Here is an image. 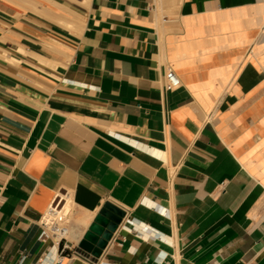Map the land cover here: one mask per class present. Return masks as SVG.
Instances as JSON below:
<instances>
[{
	"label": "crops",
	"instance_id": "1",
	"mask_svg": "<svg viewBox=\"0 0 264 264\" xmlns=\"http://www.w3.org/2000/svg\"><path fill=\"white\" fill-rule=\"evenodd\" d=\"M52 1L79 34L0 0V264H264V0ZM106 204L125 216L94 258Z\"/></svg>",
	"mask_w": 264,
	"mask_h": 264
},
{
	"label": "built area",
	"instance_id": "2",
	"mask_svg": "<svg viewBox=\"0 0 264 264\" xmlns=\"http://www.w3.org/2000/svg\"><path fill=\"white\" fill-rule=\"evenodd\" d=\"M180 85V81L176 76L172 67L168 66L162 80V87L165 91L173 90ZM54 201V200H53ZM3 203V198L0 195V205ZM53 202L48 208L47 212L39 219L40 233L38 240L46 244L52 242L56 247V252L60 255L69 249L68 236L70 234L69 217L66 213L52 207ZM24 257L21 258L22 262Z\"/></svg>",
	"mask_w": 264,
	"mask_h": 264
},
{
	"label": "water",
	"instance_id": "3",
	"mask_svg": "<svg viewBox=\"0 0 264 264\" xmlns=\"http://www.w3.org/2000/svg\"><path fill=\"white\" fill-rule=\"evenodd\" d=\"M124 216L125 213L119 208L111 204L104 205L85 233L79 248L92 257L98 258Z\"/></svg>",
	"mask_w": 264,
	"mask_h": 264
},
{
	"label": "bare ground",
	"instance_id": "4",
	"mask_svg": "<svg viewBox=\"0 0 264 264\" xmlns=\"http://www.w3.org/2000/svg\"><path fill=\"white\" fill-rule=\"evenodd\" d=\"M49 3H51L52 5H55V6H57L61 11H62V13L63 14H67V15H71V19L69 20V19H65L66 17H63V15H61V16H59V17H61L60 18V21H61V23H63L64 25H66L69 29H70V31L72 32V33H74V34H79L80 33V31H81V29H82V26H83V24H82V18L79 16V14L78 13H76V14H74V12H71L68 8H65V7H62V6H58L57 4H55L52 0H47ZM76 2V3H78V4H80V5H82V6H88L89 5V1L90 0H72V2ZM171 1V3L173 4V5H176L177 3H179L178 2V0H170ZM20 2H22V1H20ZM28 2V1H27ZM33 3V2H32ZM26 4V3H25ZM30 5H31V2H30ZM179 5V4H178ZM169 7V6H168ZM33 8H34V11L35 12H37V13H40V11L38 10L39 8H37V6L36 5H34L33 6ZM172 8V7H171ZM42 10V12L44 11L45 13H53V12H51L50 10H48V9H45V8H42L41 9ZM72 10V9H71ZM53 15V14H52ZM83 16V15H82ZM58 17V18H59ZM57 18V19H58ZM55 35V34H54ZM63 38V37H62ZM66 41V40H65ZM69 42V41H68ZM27 53H29V52H27ZM61 53V52H60ZM11 54V53H10ZM32 56V55H31ZM9 57V56H8ZM39 57V56H38ZM41 61V60H40ZM259 140V139H258Z\"/></svg>",
	"mask_w": 264,
	"mask_h": 264
},
{
	"label": "rangeland",
	"instance_id": "5",
	"mask_svg": "<svg viewBox=\"0 0 264 264\" xmlns=\"http://www.w3.org/2000/svg\"><path fill=\"white\" fill-rule=\"evenodd\" d=\"M73 212H74V208H73L72 211L70 212L69 223L72 221V218H73Z\"/></svg>",
	"mask_w": 264,
	"mask_h": 264
}]
</instances>
